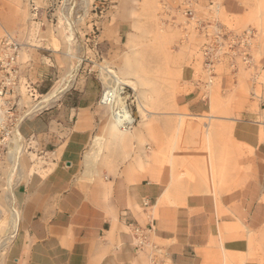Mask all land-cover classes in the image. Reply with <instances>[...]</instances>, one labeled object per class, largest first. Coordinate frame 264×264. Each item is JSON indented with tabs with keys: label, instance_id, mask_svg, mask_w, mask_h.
I'll return each instance as SVG.
<instances>
[{
	"label": "crops",
	"instance_id": "0c3cea01",
	"mask_svg": "<svg viewBox=\"0 0 264 264\" xmlns=\"http://www.w3.org/2000/svg\"><path fill=\"white\" fill-rule=\"evenodd\" d=\"M32 1L25 0L27 21L24 8L0 5V30L10 33L26 26L21 69L39 98L32 105L35 112L19 126L18 143L22 157L37 154L43 163L34 173L32 161L25 168L18 165L13 195L19 223L4 264H153L152 251L158 247L165 255L159 264H264V87L260 95L255 90L250 95L260 104L258 110L248 106L240 119H229L232 144L254 153L256 171L242 187L219 195L202 188L197 177L196 192L184 191L187 186L171 184L152 156H130L122 145L116 152H103L97 171L91 168L88 176V150L106 132L99 123L98 74L92 68L78 72L73 85L68 66L47 40L57 35L58 17L39 6L34 21ZM241 1L223 0L222 14L242 16L246 9ZM109 22L107 10L101 33L108 31L104 25ZM117 31L122 39L123 28ZM96 46L86 45L85 52H98ZM109 48L100 46L102 57ZM248 70L255 71V82L264 73V58ZM238 72L228 74L235 78ZM62 75L67 80L63 91L37 107ZM200 86L179 99V108L194 115L210 110V98ZM109 137L117 142L126 136L120 139L110 125ZM0 165L12 171V157L6 155ZM230 174L235 180L236 172ZM135 227L150 230L151 245L136 246Z\"/></svg>",
	"mask_w": 264,
	"mask_h": 264
},
{
	"label": "rangeland",
	"instance_id": "374dc122",
	"mask_svg": "<svg viewBox=\"0 0 264 264\" xmlns=\"http://www.w3.org/2000/svg\"><path fill=\"white\" fill-rule=\"evenodd\" d=\"M34 1L49 13L55 11L58 17L57 35L47 40L52 42L53 49L60 53V58L62 56L68 66L67 74L75 80L73 85L79 81L78 72L81 74V71L92 68L93 73L98 74L97 82L103 93L108 84L107 72H114L111 74L128 82L121 87L125 86V95L129 94L135 101L132 112L137 122L127 132L119 129L109 107L98 104L99 123L106 126V132L88 150L84 164L89 172L84 173L90 176L91 168L96 172L103 152H116L121 145L130 156H152L153 164L166 172L170 183L187 186L188 189L183 190L188 192H196L199 177L204 185L201 187L207 192L222 195L242 187L255 173L251 164L253 150L246 146H234L230 140L232 125L229 119H240L241 112L248 106L258 110L260 104L253 103L250 95L253 90L257 95L261 94L264 73L253 82L254 70L241 68L234 78L228 74L232 70L222 65L217 69L218 78L216 76L214 83L207 86L198 54L199 38L195 34L184 33L177 26L181 20L176 22V26L164 25L160 18L161 0ZM241 2L246 9L242 16L229 17L222 14L221 11H225L222 9L218 17L229 25L236 26V23L240 30L252 28L256 31L251 54L255 64L260 66L264 58V0ZM0 5L1 8H24L23 18L27 21L29 12L25 0H0ZM107 10L110 22L109 25L105 23L104 28L108 31L101 33V16ZM118 28L124 30L122 39ZM8 31L20 42L25 41V25L19 30ZM3 34L1 29L0 37ZM91 43H96L98 52H85V46ZM105 43L110 48L102 57L100 46ZM89 61H92V67H89ZM65 77L60 76L49 93L55 90L61 93L67 81ZM197 85H201L210 98L207 107L210 110L202 115L190 114L178 106L179 99L194 92ZM48 103L44 96L37 107ZM110 125L115 126L122 136L120 139L123 135L126 137L122 141H112L109 137ZM24 156L18 157V163L25 168L32 161V173L41 171L43 163L37 154ZM233 172H236L235 180L230 174ZM17 181L16 170L0 165V264H4L9 242L12 241V238L6 237L10 220L13 215L19 219L13 195ZM149 243L151 245L152 240ZM152 256L157 259V264L165 259L159 247L152 251Z\"/></svg>",
	"mask_w": 264,
	"mask_h": 264
},
{
	"label": "built area",
	"instance_id": "2783aa9c",
	"mask_svg": "<svg viewBox=\"0 0 264 264\" xmlns=\"http://www.w3.org/2000/svg\"><path fill=\"white\" fill-rule=\"evenodd\" d=\"M105 2L106 0H100ZM161 22L164 25L176 26L178 23L184 33L195 34L199 38L198 54L200 56L205 84L214 82L217 69L225 65L232 72L237 73L241 68H252L254 58L251 48L256 38V31L252 28L240 30L229 25L218 17L223 8V0H161ZM32 18L37 21L40 8L31 2ZM23 44L11 33H4L0 37V163L6 155L12 157L13 170L18 173V157L22 156V149L18 143V130L21 122L35 112L32 106L39 96L36 89L24 79L21 69L20 56ZM122 86L109 95L106 102V89L99 100V105L109 107L112 117L118 118L121 129L131 130L137 122L132 112L135 101L125 95L127 89ZM24 101H26L24 103ZM133 120L124 121L120 110H124ZM145 206H148L146 203ZM150 230L135 227L133 236L139 249L149 242ZM152 263L157 259L152 257Z\"/></svg>",
	"mask_w": 264,
	"mask_h": 264
},
{
	"label": "bare ground",
	"instance_id": "6f19581e",
	"mask_svg": "<svg viewBox=\"0 0 264 264\" xmlns=\"http://www.w3.org/2000/svg\"><path fill=\"white\" fill-rule=\"evenodd\" d=\"M108 73V77H107V81H108V84H107V87H106V99H105V101L107 102L108 101V97H109V95H111V94H113L114 92H116V90H118L119 88H121V84H126V83H128L127 81H125V80H123V79H121V78H118L117 76H115V75H113V74H111V73H114V72H110V71H108L107 72ZM117 75V74H116ZM215 80V79H214ZM214 83V82H213ZM213 83H210L208 86H211ZM61 87V86H60ZM119 87V88H118ZM123 89H125V88H123ZM60 92H59V90H55V91H53L51 94H48V95H46L45 96V101H47V102H50L52 99H54L58 94H59ZM124 93H125V91H124ZM39 106V105H38ZM121 108H123L124 110L122 111V110H120V113H119V115H122V114H124V115H122V117L124 118V121L125 120H127V121H129L130 123L133 121L132 119H131V117L129 116V113H127V111H126V109H125V107H121ZM139 108V107H138ZM114 120H115V122H116V124L118 125V127H119V129L121 130V131H123V132H127V131H130V130H128V129H121V127H120V122L118 121V118L116 119V118H114ZM210 173H211V171H210ZM204 175V174H203ZM13 177V176H12ZM11 178V177H10ZM14 179V178H13ZM12 179V180H13ZM203 179V178H202ZM11 181V180H10ZM13 214V213H12ZM17 214V213H16ZM19 215V214H18ZM19 217V216H18ZM18 218H17V216L16 215H13V217L11 218V220H10V225H9V230H8V232L6 233L7 234V239H13L14 237H15V235L17 234V229H18ZM5 237V238H6ZM4 238V239H5ZM3 239V238H2ZM4 242V241H3ZM10 243V242H9ZM8 243V244H9ZM2 245V244H1Z\"/></svg>",
	"mask_w": 264,
	"mask_h": 264
}]
</instances>
